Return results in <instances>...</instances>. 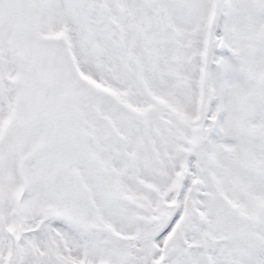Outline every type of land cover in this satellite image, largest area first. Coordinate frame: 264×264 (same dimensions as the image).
I'll list each match as a JSON object with an SVG mask.
<instances>
[{"label": "snow or ice", "instance_id": "1", "mask_svg": "<svg viewBox=\"0 0 264 264\" xmlns=\"http://www.w3.org/2000/svg\"><path fill=\"white\" fill-rule=\"evenodd\" d=\"M0 264H264V0H0Z\"/></svg>", "mask_w": 264, "mask_h": 264}]
</instances>
